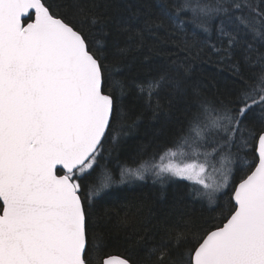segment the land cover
<instances>
[{"label":"snow or ice","instance_id":"obj_1","mask_svg":"<svg viewBox=\"0 0 264 264\" xmlns=\"http://www.w3.org/2000/svg\"><path fill=\"white\" fill-rule=\"evenodd\" d=\"M98 7L0 0V264H136L140 253L144 264H264V0H142L128 16ZM147 41L172 47L163 61L150 49L130 57ZM202 55L232 66L227 102L192 79L189 58ZM161 93L180 127L151 152H121L137 123L125 98L157 119ZM184 149L203 162L174 163ZM149 177L162 196L191 182L176 202L216 215L106 240L98 205ZM134 237L138 251H108Z\"/></svg>","mask_w":264,"mask_h":264},{"label":"trees","instance_id":"obj_2","mask_svg":"<svg viewBox=\"0 0 264 264\" xmlns=\"http://www.w3.org/2000/svg\"><path fill=\"white\" fill-rule=\"evenodd\" d=\"M60 2V0H58ZM142 0H87L90 6L99 5V12H108L111 16H128L136 11L137 6ZM65 11V9H61ZM71 19V15H69ZM195 41L189 39L188 44L192 45ZM123 46V45H122ZM172 47L171 42L165 44H155L153 41H147L143 50L134 49L129 55L139 56V60L144 59V55L149 54L153 61H163L167 55L164 48ZM181 58H184L183 56ZM191 59L192 79L200 84L203 93L210 98H216L227 102L230 99L229 87L233 79L232 66L218 63L216 57L202 55ZM118 61H114L116 63ZM146 70L141 71V77L145 75ZM161 103L164 105L159 118H153V111L145 106L144 100H137L134 94L127 96L124 100V111L129 117L126 123L131 124L136 121V126L125 136L124 144L121 146V152H127L136 148L147 147L151 152L155 147H149V143L155 140L156 144H161L167 140L175 128L180 125L177 120L182 119L179 111L172 110V124L164 119V113L170 110L166 107L168 100L161 93ZM155 105V101H153ZM159 139L156 140V136ZM191 149L177 151L178 157L185 161L203 162L196 156L185 155L184 152ZM203 151V150H200ZM158 159V157H157ZM191 182L178 180L176 185L170 184L161 195L158 184L152 183V178L145 181L136 182L132 185H119L109 190V195L105 196L103 202L96 208V218L98 221V231L102 232L106 240L118 245L130 234L140 233L151 234L156 227L161 226L165 219L169 222L191 220L197 224L214 217L215 212H210L197 204L177 203L176 195L184 190V186ZM126 218V219H125ZM143 241L139 237H134L131 245L115 246L108 249L111 254H121L127 248L129 251H138L142 248ZM142 253L134 255L136 264H144Z\"/></svg>","mask_w":264,"mask_h":264},{"label":"rangeland","instance_id":"obj_3","mask_svg":"<svg viewBox=\"0 0 264 264\" xmlns=\"http://www.w3.org/2000/svg\"><path fill=\"white\" fill-rule=\"evenodd\" d=\"M178 153V152H177ZM185 155H190V156H196L198 157L199 159L203 160V156L200 155V156H197L196 153L193 151V150H190V151H186L184 152ZM173 160L174 163H179V164H183V163H192V161H185L183 159H181L180 157H178V155H176L175 157H172L171 158ZM165 163L168 162L167 159H165L164 161ZM196 163H199V162H196ZM150 178V177H149ZM189 182V181H188Z\"/></svg>","mask_w":264,"mask_h":264}]
</instances>
